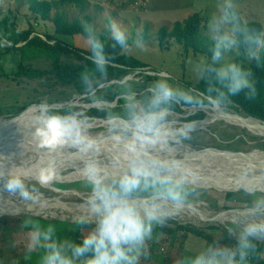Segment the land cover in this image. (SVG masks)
<instances>
[{"label": "rangeland", "instance_id": "374dc122", "mask_svg": "<svg viewBox=\"0 0 264 264\" xmlns=\"http://www.w3.org/2000/svg\"><path fill=\"white\" fill-rule=\"evenodd\" d=\"M27 1L0 0V33L11 40L17 39L20 31L30 29L37 35L42 36L43 39H45L46 35H55L54 24L43 21L32 14L26 6ZM122 1H124L121 4L122 6L117 9H111L107 4L98 3L97 0H86L88 10L84 14H81L78 9L72 6L63 10L71 22L76 19L82 20L84 15L91 16L93 27L99 32L110 29V24L115 22L125 32L128 40L132 41L131 45L126 50L124 49V53L136 58L145 65L146 68L143 71H129L125 75V77L129 78L126 84H122L121 81L118 84L116 82L119 80L115 79L116 81H111L99 87L94 85L92 86L94 89L93 96L88 88L85 87L78 90L75 86H58L54 75H47L33 80L17 77L15 72L18 69L19 58L2 52L4 56L0 58V118L13 117L10 119L13 120L24 115L32 120L40 114L41 105H47L49 113L59 108L60 115L63 113L66 115L83 112V116L79 118L91 125L97 119L108 121L110 114L127 117L120 112L125 109V92L130 88L136 94V99L142 101L148 88L159 80L167 81L175 88L189 90L193 94H197L198 91L195 90V87L201 80L203 70L208 62L207 57L196 56L192 52H186L183 46L173 40H168L164 43V48L160 47L158 34L162 28L171 30L176 23H182L192 15L200 13L207 21L206 27L203 28V34L217 41L218 37L223 35V33H214L209 25L214 17H218L221 14V8L225 0H138L136 3L138 6L134 2ZM232 4L234 6L233 9L239 13V18L244 25L250 22H257L264 28V0H232ZM10 21L14 23V26L8 23ZM57 38L59 41L79 49L86 50L89 47L87 40L81 36L71 38L57 36ZM137 40L141 42L142 46L137 45ZM55 43L53 42V45ZM19 46L22 45L19 44ZM1 51L4 50L0 49ZM24 59L26 64L41 70H50L52 66L59 62L80 65L79 62L65 55H57L40 50L28 52ZM238 59L239 55L236 46L231 50L224 51L219 63L237 64L236 61ZM161 73H164L165 76L154 75ZM250 79L252 81V77ZM109 96L114 97V101L108 104L103 103V97ZM94 99L99 102L94 103ZM222 107L227 113L237 112L248 117L234 103L228 102ZM22 109L24 110L22 111ZM204 109L188 107L184 111L181 108V113L172 110L173 113L181 114L180 117L182 119L173 116L172 118L168 117V120L169 122L176 120L177 127L191 121L202 123L208 117ZM20 111H22L21 114L16 117ZM93 111L98 112L92 115ZM190 118L194 119L191 120ZM108 127H90L88 134L98 138L108 136L111 134L108 131ZM29 138H31L30 141L24 143L22 149H13L7 154L0 153V163L2 165L5 163V168L10 171L25 167H39L41 169L44 168L43 166L47 167L49 163H53L55 171L61 168L59 165H62L65 161L59 160L62 157L56 153L59 151H54V156L46 154L47 152H42L41 155L45 158L43 160L38 155L41 151L39 147L34 149L33 145L36 140L32 136ZM14 141L16 143L12 145L23 144L24 142L22 138L14 139ZM180 142L190 149L199 151L210 150L233 154H245L253 150L264 151V137L253 136L239 126L226 125L223 122L194 131L190 139ZM169 147L170 149H165L164 153L173 148L175 150L177 148L181 149L176 142L171 141ZM33 149L36 151L35 153L34 151L32 152ZM100 149L98 153H95L96 155H90V153L88 156L83 157L77 150H74L75 154L77 153L78 155H75L72 158L73 160L71 159V162L74 163V169L70 168L61 174L65 177L76 175L75 171H77V168L79 166L84 168L83 163L89 158L95 159L101 166H110L113 162L107 156V150L101 147ZM157 154L159 153L157 152ZM176 154L177 159H180L181 153L176 152ZM56 156L60 158L58 159ZM213 167L211 164H203L198 170L219 171V168ZM226 176L229 175L224 177ZM28 178L31 179V177ZM31 180L30 183H26V186L34 194L40 195L38 202L55 201L62 197V193L65 191H75V193L71 192L74 196L69 195L62 201L65 203L66 208H74L76 212H67L60 208H24L34 202H27L18 193L8 192L4 187L6 182H0V202L11 200V203L23 208L16 215L0 216V264H43V258L48 254L49 250L41 245L47 242L41 240L40 244L32 246L33 234L37 225L41 230H46L48 227L54 228L53 240L63 245V254L68 257H72V247L75 246V241L84 240L95 229L96 217L92 216L89 210H84L88 209L87 199L91 194V186L87 180L64 183L51 182L47 186H42L40 182H35L36 180L34 179ZM257 186L255 185V187ZM186 187L194 189V191L187 198L185 205H194V208L198 210H205L216 215L226 212H249L254 201L264 199V191L262 190L249 194L241 188H238L241 191L237 192H222L221 190L227 187L217 189H204L192 185H186ZM228 194H232V196L229 197ZM150 196L151 190L148 192L138 191L130 199L138 201ZM169 208L164 206V210H169L167 212L170 214L162 222L153 224L152 236L146 240L145 248L143 249L144 254L140 257L138 264H186L188 258H194L210 246L235 249L238 245L239 234L245 224L253 220L264 221V210L254 215L252 219L247 216L236 215L232 216V219L227 222L219 223L216 221H203L186 211H176L171 207ZM81 217L87 218L88 222L81 223L79 219ZM179 226L203 232L205 237L211 238V241L193 235L187 230H180ZM253 240L259 245H264V238H253ZM86 259L89 258L84 256L74 258V264H84ZM254 259L257 264L264 263V251L259 247L256 248ZM247 260L244 264H248Z\"/></svg>", "mask_w": 264, "mask_h": 264}, {"label": "clouds", "instance_id": "9594fccd", "mask_svg": "<svg viewBox=\"0 0 264 264\" xmlns=\"http://www.w3.org/2000/svg\"><path fill=\"white\" fill-rule=\"evenodd\" d=\"M233 7L232 0H225L221 14L214 17L209 25L214 33L222 32L223 35L218 37L215 44L212 64L203 70L214 73V77H209L206 94H193L189 90L175 88L164 80L156 81L148 88V95L143 102L136 99V94L130 88L125 92L127 118L110 114L108 131L116 140L122 136H130L127 143L131 154L128 169L123 174H114L101 167L95 159L85 160L81 174L91 186L87 205L90 214L96 217L95 229L84 238L82 244L72 247V257H68L63 254V245L53 240L54 228L41 230L37 225L32 246L40 244L41 240L47 242L41 245L49 250L43 258V264H74V258L89 253L91 258L86 259L84 264H138L144 254L145 242L152 236L153 224L162 222L170 214L158 201L170 200L176 209L184 207L187 198L194 191L186 185L195 182V174L183 170L179 161L160 163L155 158L146 160L143 156H148L149 149L157 146L161 151L167 149L170 141L179 143L190 139L196 130L197 121L178 127L177 121L169 122L173 105L182 104L193 109H220L229 102L231 96L241 92L249 100L255 98L256 88L250 79V72L244 71L235 63H219L223 51L231 50L241 42L249 46L247 54L250 59L259 60L260 49H264V34L246 33L241 41L242 30L232 11ZM110 30L115 42L113 47L119 45L126 50L128 37L125 32L115 22L110 24ZM84 31L95 70L106 76L111 57L105 51V43L91 26L85 25ZM136 43L142 46L139 40ZM82 79L94 96L91 74L85 71ZM128 79L125 77L121 83L126 84ZM217 83L220 87L216 86ZM93 102L99 101L94 99ZM39 113L34 118V123L38 126L33 134L39 148L54 152L70 146L82 157L101 150L99 140L88 134L92 125L80 119L78 114H49L47 105H41ZM114 163L119 164V158ZM55 178L53 163L40 169L38 179L42 186H47ZM4 187L10 193H18L26 201L40 200V195L30 191L19 175L10 176ZM241 187L249 194L255 191L249 184H241ZM149 190L151 196L143 201L130 199L138 191ZM262 210L264 199L256 200L249 209V214L256 215ZM80 222L87 223L88 219L81 217ZM253 238H264V221L253 220L245 224L235 249L210 246L194 258H188L186 264H244L249 252L255 249Z\"/></svg>", "mask_w": 264, "mask_h": 264}, {"label": "trees", "instance_id": "16d2710c", "mask_svg": "<svg viewBox=\"0 0 264 264\" xmlns=\"http://www.w3.org/2000/svg\"><path fill=\"white\" fill-rule=\"evenodd\" d=\"M26 6L32 14L39 17L41 20L53 23L55 27V35H46L45 39H43L42 36L37 35L32 29H30L26 31H20L18 33V38L11 40L5 38L0 33V49L4 50L0 52V58L4 56L2 52L19 58L18 69L15 72L17 77H25L29 80H33L47 75H54L55 82L58 86H75L78 90H80L83 87L87 88L82 79V74L85 71H88L91 74L92 86L95 85L99 87L103 84L110 83L115 79L119 80L116 82L119 84L120 81H122L120 79H123L129 71H135L137 69L146 67L136 58L124 53V49H122L119 45L113 47V44L115 42L111 38L110 29H106L102 32L97 31L93 27V20L91 16L84 15L82 20L76 19L72 22L68 19L67 14L63 9L72 6L73 8L78 9L81 14H84L88 10V3L86 2V0H28L26 2ZM232 11L235 12L240 28L242 30L240 33L241 41H243V37L246 33L256 35L264 34V28L260 23L250 22L249 24L244 25L239 18V13L234 9H232ZM8 23L11 26H14V23L12 21ZM206 23L207 21L204 16L200 13H197L192 15L182 23H176L171 30H169L168 28H162L158 34L160 47L164 48V43H166L168 40H173L175 43L183 46L186 52H192L196 56L202 55L207 57L208 62L206 66L212 64L213 51L217 41L210 39L203 34V28L206 27ZM85 25L91 26L96 31L99 38L105 43L106 53L111 57L107 66L106 76L100 74L95 70V65L91 60L90 47H88V49L86 50L79 49L74 46L67 45L62 41H59V39L57 38V36L70 38L81 36L87 40V34L84 31ZM53 42L56 43L53 45ZM131 43L132 41L128 40V46H130ZM19 44H21L22 46H19ZM248 47L249 46L243 42H241L237 46L239 59L236 62L237 65L240 66L244 71L250 72L252 74V83L256 88V96L254 99L249 100L246 97L245 93L241 92L239 95L231 96L229 98V102L238 105L245 112V114L254 118L264 120V49H260V58L259 60H256L250 59L248 57ZM35 50L55 53L57 55H65L72 60L79 62L80 65L71 63L64 64L59 62L56 63V65L52 66L50 70L35 69L30 64H26L24 59L25 55L28 52H35ZM223 55L224 51L222 52V56ZM216 66H219V64H217ZM210 76L214 77V73H206L203 71L201 80L195 87V90L198 91V93L205 92V90L209 86L208 81ZM107 80L110 81L105 83V81ZM213 83H215V81H213ZM216 86L220 87L218 83L216 84ZM147 95L148 92L144 94L142 98L143 100L141 102L145 100ZM113 101L114 97L112 96L103 97L102 99V102L105 104ZM188 107L189 106H185L182 104H175L173 105L172 110L181 113V108L186 111V108ZM56 109L57 110L50 112L49 114H59V108ZM23 110L24 109H22V111ZM22 111H20V113L16 115V117L19 116ZM97 112L98 111H93L92 115ZM120 112L121 114L127 116L125 109ZM64 114L65 113H63L62 115ZM121 117L127 118L124 116ZM190 119L192 120L194 118ZM221 191L237 192L241 190L238 188H226ZM228 196L231 197L232 194H228ZM178 228L180 230H187L193 235L204 239L206 238L211 241V238L205 237L203 232H199L194 229H187L182 226H179ZM82 242L83 240H76L75 245H80L82 244ZM253 243L255 244V249L249 252L247 258H251L252 263H255L254 256L256 254V248L259 247L264 251V245H259L254 240ZM84 257L91 258V254H86Z\"/></svg>", "mask_w": 264, "mask_h": 264}, {"label": "bare ground", "instance_id": "6f19581e", "mask_svg": "<svg viewBox=\"0 0 264 264\" xmlns=\"http://www.w3.org/2000/svg\"><path fill=\"white\" fill-rule=\"evenodd\" d=\"M204 110L208 114V117L202 123H198L195 131L205 129L206 127L214 125L218 122L219 123L223 122L226 125L239 126L243 130H247V132L253 136L264 137V125L255 120H252L249 117H245L244 115L238 114L237 112L236 113L233 112L231 114L227 113L223 107H221L220 109L208 108ZM83 114H84L83 112L78 113L79 117L83 116ZM173 116L178 119H182L180 117L181 114L172 112L169 117L172 118ZM37 126L38 125L34 123V119L31 120L29 119V117L24 116V115H21L19 118H16L13 120H8V121L0 120V153L7 154L13 151V149H17V150L22 149L24 146V143H27L28 141H30L31 138L29 137L31 136L34 137L32 134H34ZM94 126L98 128V127H105L109 125H108V121L97 119V121L92 125V127ZM17 138H22L24 141L23 144L12 145L16 143L14 139L16 140ZM96 138L99 140L101 144L100 147L107 150L106 154L107 156L111 158V161L113 162L112 164H110V166H107V167L101 166V167L108 169L111 173H114V174H123V172L128 169L129 158L131 155L127 149V143L130 140V137L122 136L121 139L116 140L113 138L112 134H110L105 137H101V138L96 137ZM37 144H38V141L36 140L33 145L34 149L38 147ZM177 144L181 149L177 148V150H175L176 148L175 146V148L171 149L170 151L168 150L167 152L164 153L165 150L161 151L159 147L157 146L154 149H149L148 156H143V154L141 155L146 160L150 158H155L156 161L160 163L170 164L175 161L181 162L183 170H186L187 172H190V173H194L196 176L195 182L189 183L187 185H192V186L204 188V189L205 188L217 189V188H226V187L243 189L241 187V184H249L250 186L255 188V191L257 190L264 191V151L253 150L250 153L233 154V153L215 152V151H210V150L199 151L196 149H190L187 146L181 144V142ZM34 149L32 150V152L34 151ZM39 149L41 151L38 153V155L43 160H45V158H43V155H41L42 152L43 153L47 152L46 154L51 155V156H54L55 154V152L53 151H48V150L41 149V148ZM62 149L61 150L59 149L57 150L59 152H56L58 155H61L62 157L61 158L58 156L56 157H58V159L60 158L59 160L61 161L63 160L65 162H63L62 165H59L61 168L55 171L56 178L53 179L52 182L64 183V182H69V181L79 182V181L86 180L81 174L83 167H80V166L79 168H77V171H75L76 175H69L65 177L61 174L64 171L69 170L70 168L74 169V163H72L71 161L73 160L72 158L75 155H77V153L75 154L74 152V150H76L75 148L66 146ZM167 149H170V147L168 146ZM172 150H174L175 152ZM35 152L36 151H34V153ZM157 152L159 154H157ZM176 152L181 153L180 159H177ZM92 154H95V153H91L90 155ZM116 158H119V164L114 163V160ZM203 164H211L215 168H219V171H209L208 172V171L198 170V168H200V166H202ZM4 165L0 163V182L5 183L7 182V179L10 176H14V175L21 176L25 184L27 182L30 183V181H32L31 179L36 180L35 182H39V179H38V175L40 172L39 167L37 168H34V167L26 168L25 167L21 169H15L14 171L12 170L10 171L8 168H5ZM225 175H229V176L224 177ZM28 177H31V179H29ZM255 185H258L257 187L260 189L255 187ZM71 192L75 193V191H71ZM71 192L65 191L64 193H62L63 194L62 197H60L59 199H56L55 201H47V202L42 201V202H36V203L34 202L32 204L25 206L24 208H31V207L53 208V209L60 208L67 212L68 211L76 212L74 208L73 209L66 208L64 205L65 203L62 201V199L69 197V195L74 196ZM10 201L11 200H3L2 202H0V216L16 215L19 212H21V210L23 209L19 207V205H15L14 203H11ZM139 201H143V200H138V202ZM159 203H162L164 206H167L168 208L171 207L175 209L176 211H186L192 215H195L196 217H198L199 219L203 221H216L219 223L227 222L232 219V216H236V215L237 216H247V217H250L251 219L254 218V215H250L249 212L240 213L241 212L240 211L239 213L229 212V213H223L221 215H216V214H211L210 212L205 211V210L204 211L198 210L194 208V205L192 206L184 205L183 208L176 209L170 200L169 201H159ZM196 205L199 206L198 204ZM84 210L88 211V209H84Z\"/></svg>", "mask_w": 264, "mask_h": 264}, {"label": "built area", "instance_id": "2783aa9c", "mask_svg": "<svg viewBox=\"0 0 264 264\" xmlns=\"http://www.w3.org/2000/svg\"><path fill=\"white\" fill-rule=\"evenodd\" d=\"M98 3L104 4V5H108L111 9H117L118 7L122 6L121 4H123L124 1L122 0H97ZM128 2H134L136 6H138L137 1L138 0H125ZM248 264H257V263H252V259L249 258L247 260Z\"/></svg>", "mask_w": 264, "mask_h": 264}, {"label": "water", "instance_id": "95a60500", "mask_svg": "<svg viewBox=\"0 0 264 264\" xmlns=\"http://www.w3.org/2000/svg\"><path fill=\"white\" fill-rule=\"evenodd\" d=\"M146 68V67H145ZM145 68H141V69H137V70H135V72H141V71H143ZM155 76H165V74L164 73H161V74H154ZM110 80H107V81H105V83L106 82H109ZM113 81H116V80H113ZM182 110H184L183 108H182ZM246 116H248V117H250L252 120H255V121H257V122H259V123H261V124H263L264 125V120H262V119H258V118H254V117H252V116H249V115H247V114H245ZM11 118H13V117H11ZM11 118H9V117H6V118H0V120H4V121H8V120H10ZM236 212V211H235ZM227 213V212H226Z\"/></svg>", "mask_w": 264, "mask_h": 264}]
</instances>
